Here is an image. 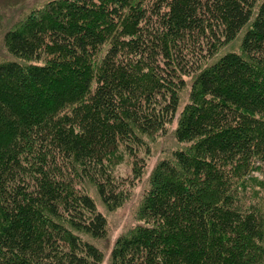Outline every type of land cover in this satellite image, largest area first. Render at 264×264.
<instances>
[{"label":"trees","instance_id":"16d2710c","mask_svg":"<svg viewBox=\"0 0 264 264\" xmlns=\"http://www.w3.org/2000/svg\"><path fill=\"white\" fill-rule=\"evenodd\" d=\"M2 44L0 264H100L85 184L120 205L140 133L175 117L186 145L152 168L109 264H264L263 213L240 198L264 163V0H47Z\"/></svg>","mask_w":264,"mask_h":264},{"label":"rangeland","instance_id":"374dc122","mask_svg":"<svg viewBox=\"0 0 264 264\" xmlns=\"http://www.w3.org/2000/svg\"><path fill=\"white\" fill-rule=\"evenodd\" d=\"M47 0H0V60L7 58V54L2 44L4 31L12 27L21 18L33 8L44 4ZM180 98V106L186 100L187 90H183ZM177 117L168 124L165 132L154 130L147 133H140L145 141L147 154L145 156V165L139 179L135 180L134 185L130 188L126 199L117 207L108 209L102 203L96 188L90 183L85 184L87 192L95 200L98 210H100L106 219V233L100 238H90L102 252L100 264L110 263V251L116 238L129 231L138 221V209L142 200V195L148 186V179L152 168L162 158H169L173 150L185 147L186 144L178 142L173 133ZM121 161L117 163L115 169L126 175L131 168V159L128 156L119 154ZM261 168L254 169L240 179L242 189L241 200L244 205L252 203L256 210L262 211L264 216V163H259ZM264 219V218H263Z\"/></svg>","mask_w":264,"mask_h":264}]
</instances>
